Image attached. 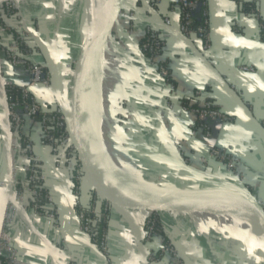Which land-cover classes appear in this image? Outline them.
<instances>
[{"label": "crops", "instance_id": "obj_1", "mask_svg": "<svg viewBox=\"0 0 264 264\" xmlns=\"http://www.w3.org/2000/svg\"><path fill=\"white\" fill-rule=\"evenodd\" d=\"M20 2L24 25L33 28L36 20L41 24V30L32 34L29 43L34 57L55 73L57 88L67 110L73 75L86 48L93 0ZM250 2L256 4L259 17L264 20V0H210L212 50L207 53L199 37L185 38L177 33L181 12L172 8V0H162L157 9L143 0H119L120 9L112 12L108 19L111 26L116 24L109 37L110 43L104 40L100 52H96L97 59L102 61H96V65H101V81L95 80L94 89L88 92L79 94L77 91L74 101L76 109L80 110V114L77 112L81 133L88 101L97 100L101 104L100 112L95 111L93 116L95 123L96 117L101 119L94 140V147L100 149L94 148V154L89 147L93 143L85 142L91 150L93 167L98 172L114 173L115 161L121 169L137 175L141 186L145 182L150 183L149 179L154 176L158 177L159 183L172 186L170 191L178 193L190 192L196 187L234 192L244 187L254 195L259 194L264 181V137L255 123L261 121L264 124V35L259 18L245 10ZM132 10L136 12L135 25L130 31L128 25ZM121 11V15L117 14ZM166 17L171 19L170 26L164 22ZM236 24L241 26V30H235ZM148 25L154 26L164 37V58L169 62L180 93L190 95L198 87L208 88L213 101L234 117L229 123L210 120V137L202 133L193 136L191 129L195 117L179 105L173 110L166 106L163 81L139 48V40ZM3 39L6 43L9 41L8 36ZM241 65H252L255 71L241 70ZM6 75L19 83L25 82V78L20 73L15 74L9 66L6 67ZM36 92L46 105H58L53 91L44 93L39 88ZM125 101L135 113L127 122L128 133L125 130L123 137L118 138L113 135L117 128L112 119L121 114ZM34 134L38 152L45 160L46 184L55 197L61 221L60 227H55L47 217L35 216L30 209L20 210L11 225L10 234L22 260L27 264H106L104 255L79 230L69 186L71 172L68 168L56 167L51 151L41 144L39 128L34 127ZM106 135L112 136V140H108ZM82 136L84 139V134ZM5 137L0 124V179L7 176L10 164ZM182 143L188 155H207L213 146L218 145L240 156L241 179L227 174L213 159L205 166L182 163L178 151V145ZM12 161L19 166V178L24 180L26 174L20 167L23 161L18 155H14ZM90 183H85L84 188L88 196L92 189ZM9 200H13L11 192L0 188V221L4 204ZM193 209L158 212L164 222L165 235L180 249L184 264H243L246 260V264H251L257 247L255 236L254 240L247 233H242L245 235L241 237L234 231L224 232L228 231L225 221L196 209L215 219L216 228L223 229V233L211 232L208 229L209 217L197 215L193 219L189 214ZM144 216L145 212L115 204L111 206L108 226L114 264L162 263L148 261L150 249L159 247L161 238L145 241ZM237 226V229L232 228L239 231L240 226ZM226 233L228 238L236 236L239 239L238 243L227 242L232 244L231 249L225 242Z\"/></svg>", "mask_w": 264, "mask_h": 264}, {"label": "built area", "instance_id": "obj_2", "mask_svg": "<svg viewBox=\"0 0 264 264\" xmlns=\"http://www.w3.org/2000/svg\"><path fill=\"white\" fill-rule=\"evenodd\" d=\"M151 7L157 9L162 0H143ZM210 0H172V8L181 12V23L177 33L186 38L199 37L202 41L203 50L209 53L212 50V28L209 18L208 7ZM204 7V20L198 26H194V11ZM21 6L16 0H4L0 3V52L4 55L0 58V70L11 67L15 74L19 73L25 78L24 83H19L14 79L6 78L0 74V124L3 126L7 138L10 139L11 161L14 155L20 154L25 158L26 179L20 181L15 173V168L11 164V173L14 178L11 194L13 200L5 203V209L0 222V264H27L22 260L20 250L10 234L11 225L14 223L20 210H31L35 216H43L50 219L55 227H60L56 200L52 192L46 188V179L43 172L42 159L35 154L34 127H39L40 137L47 139L46 146L53 151L57 167L68 164L71 169L69 186L73 195V204L76 208L78 226L91 243L99 250L106 259V264H114L110 250L111 233L109 228L96 230L94 227L99 217L110 210L112 204L105 200L92 199L88 196L83 187L85 172L79 157L76 156L74 140L71 134V124L69 113L58 105H46L37 95V89H42L44 93L52 91V73L48 65L38 61L33 54L29 43V38L33 32L24 31L21 28L12 26L9 20L18 16L17 12ZM23 14V13H22ZM135 14L130 12L129 30H134ZM166 25H171V19H164ZM38 26V24H37ZM236 31L241 30V26H234ZM262 35H264V23H260ZM146 40L139 45L141 52L146 57L149 65L155 69L163 81L165 88V104L168 109L173 110L176 105L190 112L195 117V124L191 129L193 136L200 133L211 136L210 120H218L222 123L231 122L234 117L223 111L215 101L208 98L205 87L196 88L192 94L199 99L196 107H188L181 101L182 94L178 90L174 74L171 71L169 62L164 58L165 40L162 34L152 25L145 28ZM4 36L9 37V41L4 42ZM241 70L255 71L252 65H241ZM18 87L16 93L12 89ZM123 111L118 114V120L122 124L133 118L135 110L125 101ZM8 108V122L1 120L3 107ZM41 114V119L32 122L30 118ZM53 125H48V122ZM9 133H6V129ZM70 143V145H68ZM178 145L180 161L188 166L200 164L205 166L208 161L216 160L221 164L225 172L235 177H240L239 168L242 164L240 156L222 148L213 146L207 155L198 153L188 155L185 148ZM75 146V144H74ZM67 151L59 154L58 151L66 148ZM74 149V150H73ZM13 168V170H12ZM0 188H5L4 179H0ZM89 198V199H88ZM45 202H44V201ZM157 220L148 215L145 222V241L151 242L161 238V244L157 248L150 249L148 261L150 263L161 264H184L180 249L170 237L161 236ZM164 231V227H163Z\"/></svg>", "mask_w": 264, "mask_h": 264}, {"label": "bare ground", "instance_id": "obj_3", "mask_svg": "<svg viewBox=\"0 0 264 264\" xmlns=\"http://www.w3.org/2000/svg\"><path fill=\"white\" fill-rule=\"evenodd\" d=\"M2 1L4 0H1V2ZM111 2L114 3V7L110 15L112 14V12L118 11L120 9L119 0H93L92 2L91 12H90L91 13L90 30L86 42L85 56L80 61V65H79L80 72L84 74L86 78L84 79V81H80V80L77 81L76 88L79 94L82 91L88 92L90 89H94V87L92 86L94 85L95 80L101 81L100 79L102 77V73L100 67L101 65L99 64L101 60L97 59L96 49L98 44L101 41L105 40L103 36L104 27L106 26V23L110 15L106 19H103L102 14H103V10ZM96 61H99L98 62L99 65H96ZM96 101L97 100L88 101V103L86 104V110L83 113L84 131L82 134H84V141L86 142V144H90V145L92 144V142H94L96 137L95 135L96 133H98L97 123L94 122L93 116L95 114L96 109H97L96 111L99 110L100 112L101 104ZM77 111H79L80 114L79 108L77 109ZM79 114H78V119L80 117ZM70 124H71V120H70ZM90 148L94 149L92 148V146ZM87 149L89 151L87 153L88 159H90L91 161L93 159L90 152L91 150L88 147ZM92 153H94L93 150ZM114 163H115L114 165L116 166L115 167L116 171H114V173L112 172L113 174L102 170H100L99 172L96 170L97 172H95L96 179L110 195L115 196L119 199H129V200L145 199L149 203H153L156 205L171 204L173 206H176L178 209H187L188 207L190 209L193 208L200 209L205 211L206 213H208L217 220H221V221L231 220L240 226L239 231L241 233H247V234L250 233L256 237V244L260 245L264 258V225L261 216L253 208L252 206L253 203L249 199H247L246 197L247 195L246 196L242 195L241 197L235 199H228L227 201H223V202L206 203L196 199H194L191 204H188V202L186 201H179V200H175L174 202H171V199L174 198L176 199V196L179 194L178 192L175 191L165 192L159 190L158 186H156L154 190L153 189L147 190L142 186L138 187L134 182L136 179L140 180L138 179L137 175L134 176L132 175V173L126 172L125 170L121 169L115 161ZM92 168L94 169V167ZM118 170L120 171V173L118 172ZM109 174L112 175L110 176ZM162 198L164 199L163 202L164 204L162 203Z\"/></svg>", "mask_w": 264, "mask_h": 264}, {"label": "water", "instance_id": "obj_4", "mask_svg": "<svg viewBox=\"0 0 264 264\" xmlns=\"http://www.w3.org/2000/svg\"><path fill=\"white\" fill-rule=\"evenodd\" d=\"M114 7V3L111 2L104 10H103V14H102V18L106 19L112 9ZM119 15L122 14V11L117 13ZM116 26V24H114V26H111V21L109 22V28L107 31V34L104 33V38L105 40H107L108 37H110L113 32H114V27ZM181 35V34H180ZM183 36V35H182ZM184 37V36H183ZM186 38V37H185ZM104 41H101L96 49V52L99 53L100 49L103 46ZM85 50L83 51L79 61H81L84 56H85ZM80 65V64H79ZM79 65L76 67L75 73L73 75V81L71 83V93H70V99L68 102V109L66 110L69 113V117L71 120V134L74 140V144L79 156V159L82 163V166L84 168V172L86 174V176L89 178L93 188L97 191V193L106 201L110 202L112 205H119L122 206L123 208L126 209H130V210H135V211H141V212H159V211H172V210H176V211H182L181 209H178L176 206L173 205H156L153 203H149L148 201H146L145 199H134V200H129V199H119L115 196L110 195L99 183V181L96 179L95 176V172L96 169L92 168L93 164H92V160L90 161V159H88V149L87 146L85 144V141L83 139L82 133L80 131V128L78 126V112L77 109L75 107L74 101L75 98L77 96V81L80 80L82 81L83 78V74L80 72L79 70ZM52 73V91L54 93V96L57 100V104L58 106H60L62 109L65 110L63 102H62V98L60 97L58 88H57V83H56V75L55 73L51 70ZM1 120H3L4 122H8V108L6 106L3 107V114L1 115ZM256 127L258 129V131L263 135L264 137V124L261 121H256ZM6 133H9V129H6ZM10 139L7 138V147H8V156H9V171L7 176L4 178L5 181V188L4 190L7 193H10L12 191V187H13V183H14V178L13 175L11 173V153H10ZM203 188H199L196 187L195 190L190 191V192H179V194L176 196V199H171V202H174L175 200H179L178 198H180V196H184V199L179 200V201H186L188 202V204H191L193 202L194 199L196 200H201L203 202L209 203V202H223V201H227L228 199H235V198H239L241 196L238 197H230V196H223V195H215L216 193H210L212 195H208V192L204 193ZM200 192V194L198 195H192L193 193H197ZM214 194V195H213ZM247 199H249L252 203H253V208L258 212V214L261 216L262 218V222L264 225V181L262 182L260 189H259V194L258 195H250V196H246ZM164 202V199L162 198V203ZM164 204V203H163ZM196 210V209H195ZM194 211V209H193ZM60 221H61V217H60ZM1 222V221H0Z\"/></svg>", "mask_w": 264, "mask_h": 264}, {"label": "rangeland", "instance_id": "obj_5", "mask_svg": "<svg viewBox=\"0 0 264 264\" xmlns=\"http://www.w3.org/2000/svg\"><path fill=\"white\" fill-rule=\"evenodd\" d=\"M17 2H18V4L20 5V6H22L21 5V2H20V0H16ZM20 11H22V13H24V11H23V8L21 7L20 9H19ZM18 13V16L16 17V18H14V19H11V20H9L8 21V23L9 24H11L12 26H16V27H18V28H21L22 30H24V31H30V32H33V33H38L39 32V30H41V24H40V22H39V20H36V21H34V27L33 28H28V27H26L25 25H24V23H23V14L21 13V12H17ZM111 20H109L107 23H106V26L104 27V33L105 34H107V31H108V28H109V22H110ZM37 24H38V26H37ZM90 24V23H89ZM89 30H90V25H89V28H88V31H87V34H89ZM32 33V34H33ZM87 37H88V35H86ZM32 37V35L30 36V38ZM87 37H86V41L85 42H87ZM30 38H29V40L28 41H30ZM3 41H5V40H3ZM106 42L107 43H110V38L108 37L107 38V40H106ZM1 56H2V52H0V58H1ZM104 58H105V56H104ZM0 74H1V76L2 75H4L6 78H9V77H7V75H6V67L5 68H3V70H2V68H1V70H0ZM96 111V110H95ZM96 113V112H95ZM97 116V115H96ZM118 120V115L115 117L114 116V118L112 119V122H113V124H114V127H116L117 128V132L115 133V134H113V135H115L116 137H118V138H120V137H123V134H125L126 132L128 133V130H129V128H128V123H121L120 121H117ZM96 123H97V126H98V128L100 129V124H101V119L99 120V119H97V117H96ZM36 128H39V127H36ZM128 129V130H127ZM125 130H127L126 132H125ZM3 137H4V135H3ZM40 138V137H39ZM106 138L108 139V140H112V136H110V135H106ZM42 138H40V140H41ZM95 142V141H94ZM94 142H92L93 144V146H92V148H97V147H94V145H95V143ZM34 144H35V149H34V151H35V154L36 155H39L40 157H41V159H42V164H43V172H44V165H45V160H44V158L42 157V155L38 152V144H37V142H36V138H35V134H34ZM41 144L43 145V146H45V144H43L42 143V140H41ZM68 145H70V143H68ZM70 146H72V147H74V149H75V146H74V144L73 143H71V145ZM91 147V146H90ZM46 148L48 149V150H50L51 151V154H52V156H53V158H54V161L56 160L55 158H57L56 156H55V154L53 153V151L51 150V149H49L47 146H46ZM73 149V150H74ZM91 150H93V149H91ZM65 151H67V147L66 148H62V149H60L59 151H58V153L59 154H63V153H65ZM75 153H76V156L77 157H79L78 156V153H77V150H75ZM94 154H95V152H94ZM17 155L20 157V159L23 161L22 163H21V165H20V167H22L23 168V170H24V172H25V164H26V161L27 160H25V158H22L21 156H20V154L19 153H17ZM12 166L14 165L13 164V161H12ZM56 165V164H55ZM14 168H15V173H17V177H18V179L20 180V181H25V179H26V175H25V179L23 180V179H20L19 178V176H20V173H19V171H20V169H19V166H17V165H14L13 166ZM57 167V166H56ZM58 168H68L69 169V167H68V164H65V165H62V166H60V167H58ZM12 170H13V168H12ZM69 171L71 172V169H69ZM25 174H26V172H25ZM71 175V174H70ZM45 176V175H44ZM152 178H150L149 179V181L148 182H150V183H146L145 182V184H144V186H142V187H144V188H146L147 190H154L155 189V187L156 186H158V188H159V190H162V191H165V192H169L170 190H173V187L171 186H167V185H163V184H161V183H159L158 182V177H154V176H151ZM147 180H148V178H146ZM137 180V179H136ZM134 181L135 183H136V185L139 187H141V185L139 184V181L137 180V181ZM85 183H90V181L88 180V178H87V176H86V174H85V179H84V183H83V187L85 188ZM149 184V185H148ZM90 185H91V187H93L92 186V184L90 183ZM46 188L48 189V190H50L49 188H48V186H47V184H46ZM203 189H205L204 190V193L205 192H208L209 194L208 195H212V194H210V193H216L215 195H223V196H230V197H238V196H242V195H248V196H250V195H252L253 193L251 192V191H249V190H247V189H245L244 187H242V189H240L239 188V190L237 191H230V190H227V189H220V188H218V189H216V188H203ZM51 191V190H50ZM86 192V191H85ZM184 193H185V191H183ZM214 195V194H213ZM52 196L54 197V195L52 194ZM100 199H101V196H98ZM55 198V197H54ZM90 198V197H89ZM88 198V199H89ZM179 200H182V199H184V196H180V198H178ZM5 204H4V207H3V210H2V213H3V211H4V209H5ZM187 209H190L189 207L187 208ZM190 214V216L193 218V219H196V216L197 215H204V216H207V217H209V215L208 214H206L205 212H202V211H196V210H194L193 212H191V213H189ZM209 220H210V222H208L209 224H208V229L211 231V232H216V233H223V229H219V228H216L215 226H216V224H215V222L213 221V220H215V219H213V218H211V217H209ZM216 221V220H215ZM225 226L226 227H228V228H225V229H228V231H225L224 230V232H229V231H234V233H235V235H240L241 234V237H242V235H245V234H242L240 231H238V230H236L237 229V223H235V222H233V221H231V220H228V221H225ZM229 227H231V229H229ZM232 227H234V228H236V229H234V228H232ZM215 228L217 229V230H215ZM240 232V233H239ZM230 233V232H229ZM227 235H229L228 233H226V244L228 245V247L231 249V247H232V244L231 243H227L228 241H234V242H236V243H238V240L239 239H237V237L236 236H234V238L232 239V238H228L227 237ZM248 235V237H251L252 239H254L255 240V238H254V236H252V235H249V234H247ZM256 250H255V259L254 260H252V262H251V264H264V258H263V252H262V249H261V247L259 246V245H257L256 244ZM245 261V260H244ZM246 263H248V260H246L243 264H246Z\"/></svg>", "mask_w": 264, "mask_h": 264}, {"label": "trees", "instance_id": "obj_6", "mask_svg": "<svg viewBox=\"0 0 264 264\" xmlns=\"http://www.w3.org/2000/svg\"><path fill=\"white\" fill-rule=\"evenodd\" d=\"M245 10L247 12H249V13L253 12L259 18V20L261 21L260 23H264V20L261 17H259L260 15H259V13L257 11V6H256L255 3H251V2L247 3L246 6H245ZM203 13H204V7L203 6H201L199 9L194 11V14H195L194 26L195 27L200 25L201 23H203V20H204ZM146 37H147V33L144 34L141 37V39L139 40V44L140 45L146 40ZM18 89L19 88L16 87V88L12 89L11 92L16 93L18 91ZM206 92L209 93L208 88H206ZM208 98L210 100H213L209 95H208ZM181 101H182V103L184 105H186L188 107H196L199 104V99L194 94L182 96ZM40 119H41V114H38V115H36L33 118H30V120L32 122H37ZM48 125H53V123L49 121ZM39 137H40V135H39ZM40 138H42V137H40ZM41 140H42V143L46 145L47 139H45V138L43 139L42 138ZM56 157L59 158V155H57ZM231 176H233V175H231ZM90 191H91L90 192V200H88V202H91L92 199L94 200V199H98L99 198L98 196H100V195L97 193V191L93 187H92V189ZM99 200H102V202H105V199H103L102 197H101V199L99 198ZM109 214H110V210L107 211L104 215H102L101 217L98 218L97 223H96V225L94 227L96 230H102V229L109 228V226H108ZM148 215L154 217L157 220V223H158V226H159L158 228L160 230L159 233H160L161 236H165V230L163 231L164 222H163V220H162V218L160 216V213H158V212H145V216H144L145 222H146V219H147Z\"/></svg>", "mask_w": 264, "mask_h": 264}]
</instances>
